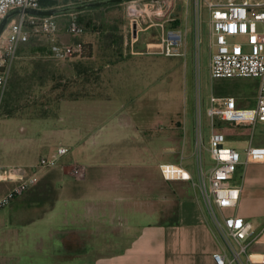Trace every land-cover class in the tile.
<instances>
[{
  "label": "rangeland",
  "instance_id": "374dc122",
  "mask_svg": "<svg viewBox=\"0 0 264 264\" xmlns=\"http://www.w3.org/2000/svg\"><path fill=\"white\" fill-rule=\"evenodd\" d=\"M169 1H124L86 12L84 15L91 19L92 29L83 28V33L78 35L66 31L67 24L75 20V13L53 18L57 24L59 43L81 44L83 56L91 55V59L81 60V63L78 58L51 57L46 38L31 36L22 47H38L44 52L17 54L15 59L0 110V164L28 166L45 156L51 146H68L62 138L65 134H78L81 140L75 145L79 148L87 145L101 130L100 134L110 137L111 147L123 148L131 144L140 150V154H129L123 161L118 160L124 164L125 173L135 172L143 179L155 177L157 173L152 166L173 156L168 155V138L177 144V153L182 150L183 166L192 170L189 155L194 141H199V134L203 143L206 139L208 119L204 107L209 97V87L215 82L208 70L207 4H222L228 0H187L185 6H178L176 18L181 23L189 21L191 24L187 36L190 48L185 59L150 54L146 45L144 47V39H150L155 34L152 29L154 26L147 16ZM137 14H142L143 19ZM133 24L139 37L130 49L123 45L124 35L133 36ZM234 41H242V38L236 37ZM131 50L138 53L142 51L143 54L131 55ZM115 52L124 54L120 62L123 68H106L103 70L106 81L99 84L102 87L83 90L80 87L83 82L71 75L72 65L82 66L81 69L89 73L87 81L97 82L100 80L97 77L99 70L109 64V56L114 58ZM197 83L200 117L197 110ZM80 91L97 96L92 99H66L82 96ZM9 111H14L13 115H5ZM153 140L159 142L153 144ZM71 146L73 149L74 145ZM205 160L207 162L206 157ZM85 164L84 160H79L77 165ZM73 165L68 166L61 161L57 167L46 171L42 176L43 181L20 196L21 204L49 207L48 204L53 203L60 189L57 180H65V175H70ZM9 210L6 206L0 210V216L8 214Z\"/></svg>",
  "mask_w": 264,
  "mask_h": 264
},
{
  "label": "crops",
  "instance_id": "0c3cea01",
  "mask_svg": "<svg viewBox=\"0 0 264 264\" xmlns=\"http://www.w3.org/2000/svg\"><path fill=\"white\" fill-rule=\"evenodd\" d=\"M170 1L165 5V16L156 22L163 24V31L182 35L187 56L191 24L176 18V9L185 6L187 0ZM153 26L155 34L150 39L144 36L147 50L161 34L155 23ZM136 53L131 55L143 54ZM123 55L109 56L111 60L104 70L123 68ZM70 71L74 77V71ZM212 80L215 82L209 87V97H231L239 108L254 107L257 79ZM213 125L225 133L226 145L241 154L248 145H264V125L235 128L219 118L213 119ZM209 126L208 119L205 144ZM100 132L79 148L75 145L81 140L78 134L62 136L68 146H57L69 147L62 161L69 166L84 160L86 164L81 167L85 177L76 181L65 175V180H57L60 189L49 207L22 205L20 196L8 205L9 215L0 216V264H215L212 255L220 250V240L198 190L187 181H164L159 173L160 164L184 160L182 150L177 153V144L168 138V155L173 156L152 166L155 177L143 179L135 172L125 173L124 164L118 161L129 154H140V150L131 144L111 147L110 137ZM193 149L194 144L189 155L193 169L184 167L194 176ZM232 183L240 186V199L236 207L223 213L251 222L255 233H262L260 240L264 242V164L239 166ZM0 190L1 195L3 185ZM258 264H264V260Z\"/></svg>",
  "mask_w": 264,
  "mask_h": 264
},
{
  "label": "built area",
  "instance_id": "2783aa9c",
  "mask_svg": "<svg viewBox=\"0 0 264 264\" xmlns=\"http://www.w3.org/2000/svg\"><path fill=\"white\" fill-rule=\"evenodd\" d=\"M137 1L130 0V3ZM166 4L147 16L148 21L152 25L155 23L161 30L158 41L148 48L155 49L156 53L165 57L185 59L186 49L182 35L172 30L163 31V24L155 21L165 16V7H168ZM207 8L209 76L211 79H257L259 87L255 105L252 108H239L234 98L209 97L208 106L204 107V113L210 120L208 140L207 144L205 141L203 143L199 134V141H194V176L181 162L160 164L158 169L164 181H187L198 190L208 219L220 240V250L212 255L215 264H258L264 260V242L260 240L262 233H255L251 222L236 215L227 216L223 211L236 207L240 199L241 188L232 183L237 168L248 164H264V145H248L241 154L226 145V135L221 128L213 125V119L219 118L235 128L264 125V2L228 0L222 4L209 2ZM14 10H40L39 0H0V21ZM138 15L143 19L142 14L136 16ZM132 21L135 22L136 19ZM68 31L78 35L83 33V28L72 21ZM31 36H44L53 58L80 57L84 51L81 44L59 43L53 17L24 13L13 16L0 36V110L17 52ZM236 37L242 38V41H234ZM137 39V36L130 34L128 37L125 34L124 47L131 49ZM130 54L137 53L131 50ZM196 95L200 117L198 83ZM68 151L65 146L53 147L45 156L39 157L36 163L28 166L0 164V185L5 187L0 195V210L35 187L46 171L61 163ZM70 176L76 181L83 180L85 170L75 164Z\"/></svg>",
  "mask_w": 264,
  "mask_h": 264
},
{
  "label": "trees",
  "instance_id": "16d2710c",
  "mask_svg": "<svg viewBox=\"0 0 264 264\" xmlns=\"http://www.w3.org/2000/svg\"><path fill=\"white\" fill-rule=\"evenodd\" d=\"M88 2H91V1L90 0H39V7L42 10H47V9H52V8H59V7L64 8V7H68V6L82 5V4H85V3H88ZM121 3L122 2L109 3V4H106V5H102V6H98V7H93V8H86V9L79 10V11H71V12L60 13V14L54 15L53 18L58 17V16H67V15H69L71 13H75L76 14V17H75L74 22H76L79 26H81L84 29H92V21H91L90 18L86 17L84 15V13L89 12V11H93V10H99V9L106 8V7L113 6V5H118V4H121ZM9 21H10V19H9ZM71 22H69L67 24V26H66V31L68 33H69V31H68L69 30V25H70ZM56 27H57V24H56ZM24 45L25 44H23L22 46H24ZM22 46L19 48V50L17 52V54H19V55H26L27 53L35 54L37 52H42V53L44 52L43 49H40L38 47L37 48L36 47H27L26 48V47H22ZM83 53H84V51H83ZM50 56L53 57V54H52L51 51H50ZM72 58H78V59H80L78 61H79V63H81L80 62L81 60H84V59H88L89 60L92 57H91V55L85 57L82 54V56H80V57L73 56V57H70V58H67V59H72ZM74 63H77V62H74ZM89 63H91V62H89ZM82 65H84V64H82ZM81 68H82V66H79V65L76 66L74 64V65H72L71 70L74 71L73 72L74 73V77L75 78H79L80 79L79 82H81V81L83 82L81 84V86H80L83 90H86L87 89L89 91V89H92V88L98 89V88H100V87L103 86V85H99V84L101 82H104L105 83V81H106L105 75L103 73L105 71L104 68H102L101 70H99L97 77H99L100 80L97 81L96 80L97 77H96L95 80L97 82H94V81H90L89 82V81H87V80H89L88 77H87L88 76L87 74H89V73H87L88 71L85 73V71H83L84 69H81ZM88 68L89 67H87V69ZM95 69L97 70V68H95ZM89 70H90V68H89ZM80 93L82 94V96H76V97L73 96L71 98H66V99L67 100H76V99H81V98L82 99H92V98H96V96H97L96 94H91L90 95L89 93L86 94L85 92H81V91H80ZM13 113H14V111H9L5 115H7V116L10 115L11 116V115H13Z\"/></svg>",
  "mask_w": 264,
  "mask_h": 264
},
{
  "label": "water",
  "instance_id": "95a60500",
  "mask_svg": "<svg viewBox=\"0 0 264 264\" xmlns=\"http://www.w3.org/2000/svg\"><path fill=\"white\" fill-rule=\"evenodd\" d=\"M124 1H130V0H97V1H91L82 5H76V6H68L65 8H52V9H47V10H14L9 12L1 21H0V36L4 32V29L9 21L13 16L19 14V13H24V14H29V15H34L38 17H53L56 14L60 13H65V12H71V11H79L83 10L86 8H93V7H98L102 5H106L109 3H117V2H124ZM133 36H136V26L133 24ZM149 53H156L157 51L155 49H149Z\"/></svg>",
  "mask_w": 264,
  "mask_h": 264
}]
</instances>
